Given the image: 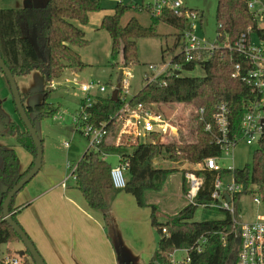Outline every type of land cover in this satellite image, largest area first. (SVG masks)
<instances>
[{"label": "trees", "instance_id": "16d2710c", "mask_svg": "<svg viewBox=\"0 0 264 264\" xmlns=\"http://www.w3.org/2000/svg\"><path fill=\"white\" fill-rule=\"evenodd\" d=\"M103 9L101 0H48L41 6H25L18 8H0V54L16 77L27 74L33 69L39 70L46 81L47 90L41 103L25 105L32 122L39 118L54 117L57 108L47 101L52 91L49 82L62 77L67 68L82 70L85 66L76 46L87 44L85 28L91 15ZM141 11L135 4L119 2L112 14H107L101 21V27L106 28L112 38L111 55L115 57L122 52L123 65L139 63L137 55V39L141 37L158 36L157 25L166 22L179 30L175 35L174 45L164 51L172 53L177 48L182 37L181 29L186 20L166 11L162 17H154L152 22L144 25L136 16L131 17L124 25L123 16L130 11ZM203 17V15H202ZM218 26L222 36L221 42H234L242 33L251 28L260 36L264 35L258 29V23L253 13L248 9L246 0H218ZM241 63L245 68L249 62L242 54L229 49L216 50L202 62L205 70L203 76H166L167 84H146L131 99V105L139 102L154 105L156 103L182 102L191 104L196 110L190 112L192 121L188 133L181 134L179 139L163 141L158 135L152 134L149 141H141V137L121 132L122 120L116 114L123 106L121 100H113L111 95L98 96L91 108L92 119L107 123L109 134L97 148H87L76 164L72 175L76 187L83 193L89 207L101 211L106 225L111 214V203L120 189L113 185L111 170L106 155L116 154L119 161L128 162L126 173L127 184L124 190L131 193L140 206L147 205L145 193L150 190H160L173 169L155 167L157 158L165 152L166 158L176 162L187 161L191 164L203 163L208 157L221 153L220 146L213 141L212 135L205 130V121L213 120V113L221 101H227L231 108V120L238 126L245 112L244 99L250 91L241 78L233 77L235 65ZM189 63L187 70L196 67ZM0 72L2 70L0 69ZM24 100L26 92H21ZM205 108V120L199 118L198 109ZM19 142L34 156L36 146L25 127L18 134ZM5 165L0 168V182L6 187L0 189V245L12 241H22L14 228L3 217V203L9 191L17 184L25 173H20L19 157L13 148H0ZM204 176V184L195 199V203L187 204L172 220L160 222L156 214V206H152V224L160 233L158 248L148 264H174L170 253L175 249L191 248L198 241L205 240L202 252L194 248L190 250V262L179 264H236L237 243L236 228L231 216L227 213L224 219L195 221L196 209L210 198L213 172L206 167L196 170ZM237 181H244L245 188L250 184H258L264 191V141L259 145L252 167L236 170ZM184 191L187 184L184 177ZM16 196V195H15ZM13 198L10 210L17 223L19 209ZM22 226V225H21ZM23 227V226H22ZM167 229L164 232L163 229ZM222 237H224V242ZM114 245L118 263L121 255V245ZM0 250V264H5ZM8 254L11 252L8 251ZM31 258L30 254L27 252ZM22 264H32L33 259L22 257Z\"/></svg>", "mask_w": 264, "mask_h": 264}, {"label": "rangeland", "instance_id": "374dc122", "mask_svg": "<svg viewBox=\"0 0 264 264\" xmlns=\"http://www.w3.org/2000/svg\"><path fill=\"white\" fill-rule=\"evenodd\" d=\"M48 0H0V4L5 8H18L25 6H41ZM148 0H101L103 9L91 15L90 21L85 28L87 44L76 46L85 66L82 70L77 68H67L65 74L51 82L49 86L52 91L49 92L47 101L52 103L57 111L55 119L53 116L49 118H39L35 126L41 138L44 139V159L39 172L35 177L25 185L15 196V205L25 201V196L30 185L38 184L47 178L50 172H54L55 177L67 178L69 184H76L72 175V168L68 166L71 161H78L86 148L87 141L76 132L72 123V113L77 109L78 103L84 98L85 93L82 90L84 84L91 81L95 83L105 84L107 93L100 96H106L112 93L114 87L121 81L125 72L130 71L131 87L130 93L135 94L146 85L144 79L145 73L148 71L150 63L160 64L165 59L169 61L170 53L165 52L167 47H172L175 41V35L179 32L177 28L166 23L159 22L157 25L158 36L141 37L137 39V55L139 63L123 65L122 52L115 57L111 55L112 38L106 28L101 27V21L107 14L114 12L117 3L135 2L142 4ZM188 7L198 10L202 15V23L195 30V35L199 39L213 40L218 31L217 6L218 0H182ZM136 16L144 25L152 22L150 13L145 10L138 11L131 9L122 18L125 25L127 21ZM2 74V73H1ZM205 70L201 65H197L192 70H183L181 76H203ZM3 80L0 81V148L15 149L19 160V171H25V163L28 165L31 161L32 154L18 140V134L25 130V125L17 111L13 93L6 75L3 73ZM68 79V81H66ZM17 84L21 92H26L27 97L24 100L26 105H35L41 103L45 98L47 88L43 74L33 69L27 74L17 77ZM54 82V84H52ZM93 92H97L93 89ZM155 108L165 112L170 117L172 124L178 126V135H166L163 141H172L179 139L181 134L188 133V125L192 121L190 112L196 110L191 104L182 102H166L156 103ZM141 141H149L148 137L141 136ZM71 142L70 147H66L65 143ZM259 145L257 143L249 145L245 140H240L230 154H223L219 160L221 166L234 167L243 169L252 167L254 158ZM108 162L112 167L119 164V158L116 154L107 156ZM5 165L4 157L0 151V168ZM155 167L173 169L167 177L160 190H150L145 196L147 205H138L136 198L130 193L128 198L130 202H126V211L122 215L115 218L110 214L108 226L104 222V228L107 232L111 245H121L122 264H147L155 254L158 248L160 233L152 224V204L157 208V217L160 222L172 220L181 209H183L189 200L185 195L182 185L183 179L187 172H194L202 168V165L191 164L187 161L176 162L166 158L163 152L155 161ZM58 175V176H57ZM46 183H52V178H47ZM184 183V182H183ZM253 191L244 193L236 201L237 217L240 221H254L258 217L264 215V203L257 204L253 199ZM123 192V190H119ZM118 194V193H117ZM114 201V200H113ZM113 201L110 208L113 207ZM139 208L138 212L135 207ZM103 217L101 211H99ZM227 211L218 207L198 206L193 220H219L224 219ZM19 221V220H18ZM23 245L22 241H12L0 245L1 252H6L7 247L15 251L19 245ZM115 250V249H114ZM116 253V251H115ZM185 252L176 253L177 258L184 257ZM117 258V254H116ZM118 262V259H117ZM119 264V263H118Z\"/></svg>", "mask_w": 264, "mask_h": 264}, {"label": "built area", "instance_id": "2783aa9c", "mask_svg": "<svg viewBox=\"0 0 264 264\" xmlns=\"http://www.w3.org/2000/svg\"><path fill=\"white\" fill-rule=\"evenodd\" d=\"M248 9L253 13L258 23V29L264 32V0H246ZM140 10H145L154 17H162L166 11L186 20L185 26L181 29L182 37L175 50L170 53L169 61L165 59L160 64L150 63L144 79L147 84L166 85V76H181L183 70H187L189 63L201 65L216 50L229 49L245 56L249 62L248 67L241 63L235 65L232 74L241 80L248 87L250 94L244 99L245 112L240 119L238 126L231 120V108L227 101L217 104L213 113L212 121H205V130L209 132L213 141L221 149V153L208 157L201 163L213 172L212 190L208 201L200 204L205 207H218L227 211L231 216L236 228L237 262L236 264H264V215L254 221L243 222L237 217L236 201L244 193L253 191V199L257 204L264 203V191L258 184H250L245 188L244 181H237L234 167L221 166L219 160L222 155L230 154L240 140H245L249 145L257 143L260 145L264 141V35L260 36L252 32L251 28L242 33L234 42H221L222 32L218 29L213 40L199 39L194 33L199 23H202V14L193 8L188 7L182 0H148L142 4L134 3ZM218 26V28H220ZM196 65V66H197ZM131 74L127 70L121 79L118 98L123 106L116 114L122 120L121 132L134 134L137 136L149 137L156 134L160 139L166 135H178V126L172 124L170 117L165 112L155 108L154 105L139 102L131 105L134 94L130 93ZM68 81V79H66ZM54 84V82H52ZM116 86L114 87V89ZM96 89L97 92H93ZM85 93L80 107L75 110L71 117L74 129L87 140V148H97L108 136L109 128L105 121L96 123L92 119L90 111L100 95L97 93H107V86L91 81L82 87ZM112 95V93H108ZM199 118L205 120V108L198 109ZM58 118L57 115L54 116ZM70 146L69 142L65 143ZM200 164V163H199ZM68 166L74 171L76 164L69 162ZM128 162H121L112 168L111 177L116 189H124L127 184L126 173ZM187 191L185 195L190 201L195 203L198 192L204 184V176L194 172L185 174ZM167 232V229H163ZM223 242L224 237H222ZM205 240H199L196 246L191 248L175 249L170 253L172 263L190 262V250L196 249L202 252ZM185 252L184 257L177 258L176 253ZM5 264H22L19 254L11 255L2 253Z\"/></svg>", "mask_w": 264, "mask_h": 264}, {"label": "crops", "instance_id": "0c3cea01", "mask_svg": "<svg viewBox=\"0 0 264 264\" xmlns=\"http://www.w3.org/2000/svg\"><path fill=\"white\" fill-rule=\"evenodd\" d=\"M0 8L5 7L0 4ZM1 73L3 72H0L2 82L4 78ZM81 102L82 99L77 109ZM41 139L43 142L44 139ZM86 149L87 145L84 151ZM31 158L28 165L25 163L23 173L31 167L34 156L32 155ZM55 176L54 172L46 176L48 179H53L52 183H46L47 178H44L42 182L30 185L25 201L15 205L19 209L17 219L35 243L45 262L47 264H118L101 213L89 207L76 184H69L67 178ZM0 189H6L1 182ZM124 193L118 192L113 199L111 214L115 218L126 211V202H130L127 196L130 193L126 191ZM134 207L138 212L139 208ZM24 249L25 245L20 244L15 251L7 247L4 253L9 251L11 255H16L18 251ZM25 256L31 259L27 252Z\"/></svg>", "mask_w": 264, "mask_h": 264}, {"label": "water", "instance_id": "95a60500", "mask_svg": "<svg viewBox=\"0 0 264 264\" xmlns=\"http://www.w3.org/2000/svg\"><path fill=\"white\" fill-rule=\"evenodd\" d=\"M0 69L6 75L8 79V82L10 84V87L13 93V98H14L17 111L25 127L27 128L30 134V137L32 138L36 146V150H37V155H36V158L34 160V163L31 169L23 176V178L17 184H15V186L7 194L4 200V203H3V217L14 228V230L21 237L22 242L25 245L24 250L18 251L19 256L22 258L25 256L26 252H28L31 258L33 259V261L35 262V264H47L43 256L39 252L38 248L36 247L35 243L30 238V236L27 234L24 228L19 223H17V221H15V219L13 218L12 212L10 210V205L15 195L21 189H23L25 185L29 183L41 169V166L43 164V159H44L43 142H42L41 137L39 136V133L37 131L35 124L32 122V119L27 113L26 107L24 105V102L21 96V91L17 84L16 77L13 75L12 71L7 66L5 61L3 60L1 54H0ZM119 87H120V83H117L116 88L113 90L112 95H111L113 100H118ZM236 243L239 244L240 240L237 239Z\"/></svg>", "mask_w": 264, "mask_h": 264}]
</instances>
